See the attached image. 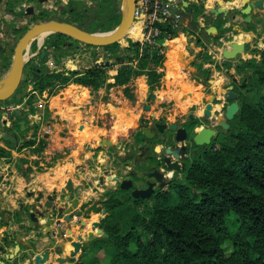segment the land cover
Here are the masks:
<instances>
[{
  "label": "trees",
  "instance_id": "1",
  "mask_svg": "<svg viewBox=\"0 0 264 264\" xmlns=\"http://www.w3.org/2000/svg\"><path fill=\"white\" fill-rule=\"evenodd\" d=\"M18 2L7 0L5 5L10 10ZM121 5L122 0H98L96 7H87L81 0H68L59 15L46 16L44 10H39L31 19L34 23L57 19L74 23L87 32H106L120 23ZM191 7L192 11L184 14L191 17L193 31H198L199 35L203 29L198 16L203 15L204 4L192 3ZM18 31L20 37L24 30ZM225 31L221 29L213 37L218 38ZM168 33L173 38L180 31L163 24L158 44L135 40L123 48H117V42L103 45L105 50L111 51L109 56L113 62L106 60L85 70L31 68L33 88L46 92L47 97L69 83L89 87L92 91L123 85V95L132 100L134 93L128 82L133 77L146 75L151 91L158 86L163 75L159 68L165 58L161 41ZM137 35L129 34L127 39ZM48 39L58 46L70 37L55 32L49 34ZM175 42L178 44L179 40ZM197 42L200 43L198 36ZM175 51L166 52L169 64H181L177 62ZM39 58L43 62L46 56L39 54ZM11 60V49L0 48V80ZM245 61L256 75L257 84L263 87L258 100L239 101L231 129L217 137L218 144L212 140L195 154L191 164L183 170V176L173 179L166 191L157 193L144 213L136 212L127 229L122 230L118 223L100 222L108 235L94 239L90 257L104 249L110 255V264H264V49L258 59ZM113 64L117 66L115 72L110 73ZM23 73L26 74L25 67ZM23 84L22 77L19 85ZM18 120L19 116L12 124L19 131ZM4 143L11 146L8 141ZM33 143L34 140H30L26 144ZM6 155H9L7 151L0 147V156ZM25 171L30 172L32 168L28 166ZM22 208L28 213V207ZM19 213L10 214L14 223L22 221ZM4 242H13L8 232L4 233ZM88 263L89 257L84 258L83 264Z\"/></svg>",
  "mask_w": 264,
  "mask_h": 264
},
{
  "label": "rangeland",
  "instance_id": "2",
  "mask_svg": "<svg viewBox=\"0 0 264 264\" xmlns=\"http://www.w3.org/2000/svg\"><path fill=\"white\" fill-rule=\"evenodd\" d=\"M25 1L27 4L34 7V13L39 10H44L47 14L46 16H52V14L59 15V13L62 12L61 8L68 2V0H47L44 3L38 0ZM81 1L87 7H96L98 2V0ZM207 1L208 0H204L201 1V3L206 4ZM4 3H6L5 0H0V43L6 49H11V54L13 55L18 39L22 36H18V30L23 29V34L32 26L34 22L31 17L34 13L26 14L21 12L22 14H13V12L18 11L17 5L21 2H18L13 12H10ZM216 5L217 4L214 3L210 6L215 7ZM198 17L200 18V15ZM182 21L186 22L185 28H187L189 32L184 30L181 26L178 36L173 38L168 37L163 41L165 58L162 67L159 68L163 75L158 86H156L154 90H150L146 75L135 76L128 82L129 87L134 93V98L132 100L123 95V85H116L110 88L101 87L95 91L86 89L87 95L85 99L80 100V98L76 96L66 98L65 105L67 107L60 116L68 120V125L66 127H63L64 124L62 125V121L57 116V113H52L45 107L49 98L45 99V102H42L41 97L43 92H39L33 88L34 83L29 74L31 68H37L39 70L43 69V66H46L49 70L55 68L85 70L96 63H104L106 60L113 62V59L109 56L111 51L105 50L102 46L84 44L73 38L68 40L64 39L57 46L56 42L50 43L48 39L49 34L44 37L42 42L43 46H40L41 42L39 37L33 39L25 52L24 67L26 74L24 75L23 73L22 75L24 84L17 87V90L10 97V100L0 102V106L3 107L16 106L17 109L22 111L23 116L27 114L26 120H30V127L25 129L26 131L23 130L20 133L16 129L20 142L18 146L14 148L15 151L25 156L29 154L30 156H28V159L32 162L35 160L37 161L35 169L39 171L41 170L38 164L39 161L43 162V165H41L42 167L56 168L58 165H62L66 161L72 159V155L74 154H108L111 160H108L107 164L110 163V165L114 167L115 175H117L119 179L128 176L130 170H134L138 175V177H135L134 183L137 186H141L145 181L144 173L151 169L150 166L152 162L148 160V157L150 154H154L153 146L155 144L159 145L157 143L158 141L154 144L155 140H151L143 134L140 130L142 126L151 128L155 122H162L167 125L176 122L189 127L187 141L189 142V149L193 155L201 151V147H197L198 145H195L191 139L193 133L201 126H212L216 128L217 134L212 140L218 144L217 137L226 134L228 130L231 129L233 121V119L229 121V127L226 129L217 126L216 117L223 115L224 107L230 102V100H227L224 96L223 91L231 84L233 85V90L238 94V102L242 100L255 102L258 100L259 95L263 93V87L257 84L256 75L251 73L252 68L245 60H240L239 63H236V79L230 76H227L226 79L222 78L223 74L226 73L224 68L229 67L231 61L222 62V66L216 62L218 58L221 60V48L224 45L221 38L212 37V40H202L201 38L200 43H198L197 35L195 31H193V26L191 24V17L182 13ZM135 23L139 26V34L135 38L127 39L129 34L137 33ZM132 25L133 27L126 38L117 42V48H123L131 41L142 39L139 20L134 18ZM190 32L194 33L191 36H195H190V39H195L194 47L190 45L189 40H187V44H181L182 36H186L190 34ZM175 40L181 41L176 44ZM201 41H204V44L201 45ZM196 45L201 47L197 48ZM202 46L204 47L203 49ZM177 47L185 52L183 56H179V53L177 55L178 62H182V64H169L170 69L168 70L165 64L166 52L171 49L176 50ZM42 52L43 56H46L43 62L39 58V54L40 57H43L41 55ZM218 55L219 57L216 59ZM116 66L117 64H113L109 68L110 73L115 72L114 68ZM180 66L184 68L185 73L180 70ZM211 68L213 70H211ZM168 71L175 78H181L187 75V79L190 80L194 86L197 85L199 87L198 91L203 95V98L189 105L186 103L181 104V101H183L182 94L177 97V92L181 91L179 84L169 77ZM217 78L220 79L218 82H216ZM198 79L203 83V86L198 84ZM242 82H245V85H242ZM71 87H73L72 90L75 91L77 95V93H79L77 88L79 89L81 85L69 83L63 88L57 89L54 93L55 95H52L53 97L57 95L62 96L64 91ZM140 89H143L144 92L142 93ZM46 90H48V88ZM33 91H36V93ZM201 105L203 106V110L200 109ZM51 107L53 108L52 105ZM117 109H125L126 113L122 115L121 118H117L118 116L115 115V110ZM13 113L14 112L10 114L12 118L11 123L8 125H2L3 120L6 121V118L3 117L4 110L0 113V136L7 132L6 127L11 129V126H13L12 120L16 118ZM34 113H37L39 117L36 115L31 116ZM129 114L132 116L131 125L125 127L126 129H121L122 126H118V124L126 120L130 122ZM84 125L93 134L87 140H80L78 133ZM14 126L13 128H16ZM45 126L50 127L51 132L49 134H44L43 130L46 129ZM62 132L65 133L62 134ZM30 140H34V143L26 144ZM0 142L3 143L2 141ZM5 145L7 148L11 149L9 145ZM54 146L59 147V150L55 153L44 152L45 149L50 148L52 150ZM142 146H145L147 150L141 151L140 148ZM40 147H43V149H39ZM7 154H10V150L7 151ZM44 154L55 155H51L50 157V155ZM35 155L39 157L36 158ZM155 156H157V154H155ZM97 166L103 169L101 168L103 165ZM65 167H68L70 174H72V165L67 164ZM108 172L107 175L109 174ZM172 173H174L172 180H178L183 176L182 170L172 171ZM113 182V187L103 188L100 191L95 190L91 197L94 198L100 196V194H102V197L107 196L112 191L119 192L115 191V187L117 188L118 184L115 181ZM95 185L101 188L98 181ZM85 186L87 187L88 184H85ZM153 202L154 198L136 203L127 201L125 202L126 204H119L122 205L120 207L118 205L110 208L106 215H102V213H98L99 216L97 217L93 215L94 218L96 217L94 221H98V226L94 228L92 222L88 223L90 231L92 230V235L89 237V240L87 239V246H85L84 250L80 249L78 253H76L74 259L70 261V264L79 262V257L82 252L81 264H83V259H88V257V264H110V255L104 249H99L93 257L89 256L91 255L92 242L94 239L102 235H108L107 232L100 227L99 223L102 221L108 224L118 223L122 230L127 229L132 223L133 215L136 212L144 213L147 205ZM3 212L5 213V210ZM7 213V215L3 214L0 219V227L3 225L2 223H7L6 225L14 223L12 216H10L12 211H7ZM10 217L12 221L7 222Z\"/></svg>",
  "mask_w": 264,
  "mask_h": 264
},
{
  "label": "crops",
  "instance_id": "3",
  "mask_svg": "<svg viewBox=\"0 0 264 264\" xmlns=\"http://www.w3.org/2000/svg\"><path fill=\"white\" fill-rule=\"evenodd\" d=\"M7 1V0H5ZM22 4L29 5L25 0H18ZM39 1V0H38ZM47 1V0H46ZM44 1V2H46ZM220 0H208L206 4H204L203 15H200L198 20L199 26L202 27L203 31L198 35V31L195 34L202 40H212L213 35L219 34L221 29H226L225 32L221 33V41L225 45L228 42L233 40L243 41L245 44V50L240 55H238L235 59L226 60L222 57V55L217 59V64L222 66V62L231 61L229 67H225L224 71L226 73L223 74L222 78L226 79L227 76H230L236 79L237 76V67L236 63H239L240 60H246L248 58H256L260 57V51L264 49V0H263V8L261 10L253 9L250 10L248 18L249 21H246V15L242 14L239 9L241 8L240 0H222L225 6L230 7V10L227 14H219L214 17L209 13L210 5L216 3L218 5ZM40 2V1H39ZM42 2V3H44ZM235 3V4H234ZM20 4V3H19ZM5 5V3H4ZM216 5V6H217ZM234 5V7H233ZM18 6V5H17ZM191 6V5H190ZM192 8V7H191ZM10 11V10H9ZM186 10H183L184 13ZM192 9L190 10V12ZM11 12V11H10ZM184 16V15H183ZM205 16L207 19H205ZM217 23V24H216ZM182 28L188 31L186 27V22H181ZM214 26L215 29L212 28ZM208 29L211 34L207 31ZM185 31V32H186ZM188 34V33H186ZM192 32L186 36H182L181 44H187V40H189L191 46H195V39H190ZM191 36V37H190ZM188 38V39H187ZM181 41V40H179ZM201 45L204 44V41H201ZM197 48L201 46L196 45ZM204 47L202 46V49ZM181 50L177 47L175 51L176 59L178 62V51ZM184 54L185 52L182 51ZM167 69H170V65L168 62H165ZM182 64V62H181ZM180 66V70L185 73L184 68ZM211 70H213L211 68ZM172 72V71H171ZM168 75L172 78L173 81H177L181 91H178V96L182 94L181 104L186 103L187 105L199 101L203 98V95L198 91L199 87L197 85L194 86L190 80L187 79V75L181 78H175L168 71ZM220 79L217 78L216 82ZM200 86H203V83L200 79L197 80ZM211 84V82H210ZM144 85V84H143ZM84 88L82 90H78L79 93L75 94V91L72 90L73 87L68 88L62 96L57 95L53 97L50 95L48 98V102H46L45 107L48 111L52 113H57V116L62 121L63 127L68 125V120L61 118V114L66 110L65 100L67 97L76 96L80 98V100L85 99L87 92L86 89H90L89 87L81 85L80 88ZM183 89V90H182ZM85 90V91H83ZM141 92L143 93L144 90ZM90 91H92L90 89ZM46 94V92H43ZM55 95V94H54ZM228 104V103H227ZM53 106V108L51 107ZM182 106V105H181ZM200 109L203 110V106L201 105ZM126 113L125 109H117L115 110V115L117 118H121L122 115ZM129 121L121 122L118 126H122L121 129H126L125 127L131 125L132 116L129 114ZM11 123V120H10ZM119 123V122H118ZM47 127V126H45ZM49 127V126H48ZM16 133V128H11V131ZM22 132V131H21ZM20 132V133H21ZM65 132H62L64 134ZM95 133V132H94ZM93 133L88 130V128L84 125L78 133L80 140H87ZM96 134V133H95ZM3 135V134H2ZM0 147L10 150V154L6 156H0V219L3 214H8V212L20 211L19 217L22 219L20 222H28L29 221V211L34 210L38 217L37 227H28L18 228L17 224L19 223H10V225L1 224L0 233L2 236L0 237V246L3 245L5 251H0V258L4 259V253L11 252L13 249V245L15 242V235L19 236L20 243V252L21 256L25 254V251L32 250L33 253H39L44 250H50V243L52 241L55 242L56 246L53 249L54 255L51 256L50 264H58L56 261L58 257H66L69 254V251L73 249L71 241L68 240V237L71 236L72 239L78 240V235L82 236L81 242L87 244V235L90 231L88 227V223L93 222L98 213H91L89 217L83 218V216L73 215L69 222L62 221L59 224L54 223L51 226L50 232L46 233L47 229L45 225V220L49 216H53L54 220H56L53 212L51 210H46L44 207V203L47 201L46 196L52 192V190H57L60 192L61 188L65 186L67 180L70 178L72 180V186L74 188L75 197L79 198L80 202H83L91 197L93 191H100L103 188L113 187L114 182L110 179L113 175H115L114 167L107 164L108 160H111L108 154H74L72 155V159L66 161L62 165H58L56 168H47L42 167V161H39L40 171L36 170L37 161L32 162L28 159L30 156H25L24 154H18L12 145L7 148L2 137L0 136ZM8 145V144H7ZM59 150V147L54 146L52 150L45 149L44 152H53L55 153ZM44 155H55V154H44ZM22 157L26 158L28 161L22 162ZM36 158L39 156L35 155ZM49 157V156H48ZM41 158V157H40ZM95 163V164H94ZM4 164V165H1ZM67 164L72 165V174L69 172V168L65 167ZM93 164V165H92ZM97 165H103L100 169ZM30 166L32 171L26 172V168ZM108 166V167H107ZM42 167V168H41ZM109 172H108V170ZM99 170V171H98ZM107 172L109 173L107 175ZM169 172V171H168ZM111 177H110V176ZM99 176H103L104 180L100 183L101 188L97 187L95 183L98 181ZM109 176V177H108ZM89 182V183H88ZM91 183V186H90ZM85 184H88L86 187ZM99 184V183H98ZM79 186V188H76ZM22 207H28V213H26L25 209ZM5 210V213L3 212ZM93 215H96L94 218ZM12 220L9 218L7 222H11ZM62 232L60 237H56L58 232ZM8 232V236L11 235L13 242L10 243L9 246L4 242V233ZM83 253V252H82ZM82 253L80 254L82 258ZM23 259L19 258V264H26ZM9 262V260H6ZM60 264H70L68 263H60Z\"/></svg>",
  "mask_w": 264,
  "mask_h": 264
},
{
  "label": "water",
  "instance_id": "4",
  "mask_svg": "<svg viewBox=\"0 0 264 264\" xmlns=\"http://www.w3.org/2000/svg\"><path fill=\"white\" fill-rule=\"evenodd\" d=\"M40 2H44L46 0H39ZM128 3V8L126 12L123 10V5H121L122 9V18L120 23L113 28L112 30L106 31V32H87L81 28H79L76 24L66 21H60L57 19H51L46 21H41L37 23H33L32 26H30L18 39V42L15 46L14 53L12 55L11 64L9 66L8 71L4 75L3 78L6 76L10 77V84L8 87L4 90L0 89V100H5L10 98L15 91L17 90V87L19 86L23 70H24V64H25V52L28 49L31 41L36 38V34L51 30L50 33L59 32L62 33L70 38H73L77 41H80L84 44H90V45H97V46H103L106 44L119 42V39L122 38L125 33L128 31V29L132 26L133 23V4L134 0H126ZM124 2V0H123ZM241 2V8L239 11L242 14L246 15V21H249L250 18H248L250 10H253L254 8L257 10H261L263 8V0H240ZM181 4L186 11H190L192 8L189 5L187 0H182ZM235 4V3H234ZM234 7V5H233ZM17 10L26 13V14H33L34 13V7L32 5H25V4H18ZM230 10V7L225 6L224 3H222V0L219 1L218 5L215 7H209V13L216 17L219 14H227ZM11 12L15 11V9H10ZM213 29L214 26H212ZM209 34L210 30L207 31ZM47 34V35H48ZM94 34H106L103 37H94ZM55 43V41H53ZM3 45L0 43V48H2ZM245 50V44L243 41L233 40L231 42H228L227 44L223 45L221 48V55L226 60H232L235 59L238 55H240ZM179 56H181V51H178ZM43 56V52L41 54ZM2 78V79H3ZM1 81V80H0ZM242 85H245V82H242ZM224 96L227 100H230V102L224 107V112L222 116L216 117V123L217 126H220L222 129H226L229 127V121L232 120L235 115L239 111V103L237 101L238 94L233 90V85H228L227 89L223 91ZM148 107V106H146ZM14 117L22 116V111L20 109H16L13 113ZM19 124V131H23L28 128L29 124L26 122V120L21 119L18 121ZM13 126H11L12 128ZM169 129L173 132H175V140L180 143V147L170 149L165 148L164 152L167 154L164 157V163L168 170L172 171H180L183 170L185 163L183 161H179V159L182 156H185L186 154V141H187V130L182 126H177L176 122L170 123L168 125ZM140 130L143 132V134L147 138H151L153 136V133L150 128H146L142 126ZM217 134V130L215 127L212 126H201L197 131H195L192 135V141L195 145L198 146H204L206 147L211 143L212 138ZM2 139L4 141H8L13 148H16L19 144V137L17 133L13 132H5L3 135H1ZM155 150L159 151L160 146L155 145ZM148 176H154L156 179H162L164 177V174L159 169H154L151 172L147 173ZM102 180L103 176H99ZM111 180L119 183V189L121 190H127L132 188L133 184L130 179L124 178L119 179L116 175H113L111 177ZM103 182V180L101 181ZM153 183H149V185L146 188H133L129 194H122L121 196H112L109 195L104 198H88L87 200L80 202L77 197H75V190L72 186V180L69 178L65 184L64 187L61 188L60 192L58 193L57 190H52L50 194L46 196L47 201L44 203V207L46 210H51L52 212L55 211L56 214L54 215L56 220H54L53 216H49L45 220V225L47 229L45 230L46 233L50 232L51 226L56 222V224H59L62 221L69 222L73 215L76 216H90V214L93 213H105L106 207L112 208L118 204H121L123 200H128L131 196L133 198H148L151 193L153 192L152 188ZM76 188H79L77 186ZM102 194H100V197ZM57 204V205H56ZM101 204L105 205V207H101ZM65 213V215H63ZM101 218V217H100ZM99 218V219H100ZM37 220L38 217L36 215V212L34 210L29 211V221L28 222H19L17 224L18 228H24L25 226L28 227H37ZM93 227L96 228L98 226V221H93ZM98 229V228H97ZM62 232H58L56 237H60ZM92 235V230L88 232L87 239L89 240V237ZM2 234L0 233V237ZM78 240L72 239L71 236L68 237V240L71 241V244L73 246V249L69 251L68 256L66 257H58L56 258V261L59 263H68L74 259L76 256V253L78 251L84 250L85 246H87L86 243L81 242L82 236L78 235ZM19 236L15 235V242L13 245V249L11 252L4 253V259L0 258V264H19V258H25L23 259L26 261V264H50L51 256L54 255L53 249L56 246L55 242L52 241L50 243L51 249L50 250H44L39 253H33L32 250L25 251V254L21 256L20 252V243H19ZM7 246L10 245V243H6ZM0 251H5V248L3 245L0 246ZM6 260H9V262H6ZM74 264H81V256L79 257V262H75Z\"/></svg>",
  "mask_w": 264,
  "mask_h": 264
},
{
  "label": "flooded vegetation",
  "instance_id": "5",
  "mask_svg": "<svg viewBox=\"0 0 264 264\" xmlns=\"http://www.w3.org/2000/svg\"><path fill=\"white\" fill-rule=\"evenodd\" d=\"M27 114H25L24 116L22 115V116H20V120L21 119H24V120H26V116ZM19 121V120H18ZM26 122L28 123V124H30V120L29 121H27L26 120ZM169 125V124H168ZM168 125L166 124V123H162V122H155V124L150 128V130L152 131V132H154L153 133V136L151 137V138H149V139H151V140H155L154 141V144L156 143V141H158L157 143L159 144V146H160V150L159 151H156L155 150V145L153 146V150H154V154H150V156L148 157V160H150L152 163H151V169L149 170V171H146L145 173H144V177H145V181H144V184L143 185H141V186H137V185H135V181H134V179H135V177H138V175H137V173L134 171V170H130V173H129V175L128 176H126V177H122V179H124V178H127V179H130L131 181H132V184H133V186H132V188H130V189H127V190H121V189H119V183L118 182H116L117 184H118V187L116 188L115 187V191H119V192H114V191H112V192H110L107 196H109V195H112V196H121L122 194H129L130 193V191L133 189V188H146L148 185H149V183H153V185H152V188H153V192L151 193V195L148 197V198H133L132 196L128 199V200H126V201H128V202H141V201H144V200H148V199H150V198H154L155 197V195L157 194V193H159V192H163V191H166L167 189H169V186H170V184H171V181H172V178H173V175H174V173H170V174H168V171H170V170H168L167 168H166V166H165V163H164V157L167 155L165 152H164V150H165V148H170V149H174V148H177V147H180V143L178 142V141H176L175 140V132H173V131H171L170 129H169V127H168ZM32 126V125H31ZM177 126L179 127V126H182V127H184L186 130H187V138H188V135H189V127H187V126H185V125H181V124H178L177 123ZM30 126H28V128H29ZM27 128V129H28ZM18 132H20V131H18ZM212 141V140H211ZM19 142H20V138H19ZM189 142L188 141H186V145H187V148H186V154H185V156H182L180 159H179V161L181 162V161H183L184 163H185V165H184V168H183V170L187 167V166H189V164H191V161L193 160V154L191 153V151H190V149H189V144H188ZM208 146V145H207ZM206 146V147H207ZM197 147H201V149H205L206 147H204V146H197ZM141 151H146L147 150V148L145 147V146H142L141 148ZM155 154H157V156H155ZM159 155V156H158ZM154 169H159L160 171H162L163 172V174H164V177L162 178V179H156V177H154V176H148L147 175V173L148 172H151L152 170H154ZM182 170V171H183ZM117 176V175H116ZM118 177V176H117ZM102 180H104V178L102 177ZM101 179H100V177L98 178V183L100 184V183H102L101 181H102ZM107 196H96V197H94V198H104V197H107ZM79 199V198H78ZM125 200H123V202H124ZM122 202V203H123ZM121 203V204H122ZM57 205V204H56ZM119 205V204H118ZM118 205H116V206H118ZM116 206H114V207H116ZM101 207H105V205L103 204H101ZM110 208L109 207H106V211H105V213H103L102 215H106L107 213H108V210H109ZM56 214V212L55 211H53V215H55ZM63 215H65V213H63ZM83 216V218H86V217H89V216H86V215H82ZM60 232V231H59Z\"/></svg>",
  "mask_w": 264,
  "mask_h": 264
},
{
  "label": "built area",
  "instance_id": "6",
  "mask_svg": "<svg viewBox=\"0 0 264 264\" xmlns=\"http://www.w3.org/2000/svg\"><path fill=\"white\" fill-rule=\"evenodd\" d=\"M182 0H134L133 4V15L134 18L138 19L140 22V29L142 33L141 40H147L151 43H160L157 38L161 34V25L168 24L172 29H178L181 27L182 22V12L184 10ZM189 5L192 3H200L204 0H187ZM133 18V19H134ZM170 37L168 33L163 41ZM36 93V91H33ZM49 96H45L42 93L41 101L45 102ZM47 101V100H46ZM17 109L16 106H0V111L4 110V116L6 121L3 120L2 125H8L11 120L10 114ZM38 116L37 113L31 116ZM44 134H49L51 132L50 127H45ZM43 135V134H42Z\"/></svg>",
  "mask_w": 264,
  "mask_h": 264
},
{
  "label": "bare ground",
  "instance_id": "7",
  "mask_svg": "<svg viewBox=\"0 0 264 264\" xmlns=\"http://www.w3.org/2000/svg\"><path fill=\"white\" fill-rule=\"evenodd\" d=\"M122 7H123L124 12H126V10L128 8V3H127L126 0H124ZM132 27H133V25L128 29V31L125 33V35L122 38L119 39V41L124 39V38H126V36L130 33ZM135 28H136V32H137L136 34H139V26H138L137 23H135ZM49 32H51V30L43 31V32H40V33L36 34V37H39V40L41 42L40 46H43V43H42L43 39ZM105 35L106 34H94L93 36L96 37V38H98V37L101 38V37H103ZM179 51H181V50H179ZM181 56H183V52L181 53ZM165 62H167V61H165ZM10 81L11 80H10L9 76H6L5 78H3L0 81V89H2V90L6 89L8 87V85L10 84ZM170 173H171V171L168 172V174H170Z\"/></svg>",
  "mask_w": 264,
  "mask_h": 264
},
{
  "label": "clouds",
  "instance_id": "8",
  "mask_svg": "<svg viewBox=\"0 0 264 264\" xmlns=\"http://www.w3.org/2000/svg\"><path fill=\"white\" fill-rule=\"evenodd\" d=\"M171 175V174H170Z\"/></svg>",
  "mask_w": 264,
  "mask_h": 264
}]
</instances>
